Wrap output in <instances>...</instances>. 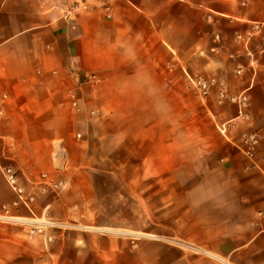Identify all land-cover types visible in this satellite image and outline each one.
<instances>
[{"label": "crops", "instance_id": "obj_1", "mask_svg": "<svg viewBox=\"0 0 264 264\" xmlns=\"http://www.w3.org/2000/svg\"><path fill=\"white\" fill-rule=\"evenodd\" d=\"M80 2L89 10L68 16ZM100 4L0 0V168L34 197L32 210L12 206L0 176V206L55 223L30 235L0 222V264H264V0ZM253 23L248 43L235 40ZM195 75L246 93L250 123L221 133L237 106L219 105L216 88L190 97ZM245 130L259 136L252 159L238 147ZM109 144L135 154V184L181 188L136 192L134 224L96 222L90 170ZM41 174L63 188L43 192Z\"/></svg>", "mask_w": 264, "mask_h": 264}, {"label": "built area", "instance_id": "obj_2", "mask_svg": "<svg viewBox=\"0 0 264 264\" xmlns=\"http://www.w3.org/2000/svg\"><path fill=\"white\" fill-rule=\"evenodd\" d=\"M247 0H243L245 3ZM101 3V7H103L106 11H109L110 0H99ZM89 10L88 5L85 2L76 3L68 12V16L71 13H77L78 11H87ZM260 30V24L253 23L250 28L244 32H236L234 34V38L237 41L242 43H248L250 39ZM241 69L237 71L240 74ZM87 80L91 83H98L100 81L99 77L96 74H90L87 76ZM188 82L190 86H192L195 90H197L199 96L201 98H206L211 93L213 88L217 89V103L221 105L225 100L230 103H233L237 106L236 115L230 119L226 124L220 127L221 133H225L228 129L235 128L237 124H246L250 123L251 115L249 112V99L246 93L240 94H232L228 91L227 87L224 83L218 82L214 78H204L198 75L188 77ZM75 106V103H73ZM1 114V107H0ZM80 137V134L77 135ZM259 145V136L256 132L252 131H243L240 135L238 147L244 153V155L250 159H252L255 155L256 149ZM66 155L65 150L63 148L55 149L52 152V156L54 158H64ZM0 176L4 178L9 188L13 192L15 199L12 202V206L20 207L23 206L28 210L31 209V205L34 202V197L29 194L21 185L20 179L17 171L10 167L6 166L0 168ZM40 183L42 184L41 190L45 192L47 188H51L54 191H58L62 184L60 182L55 181L47 174H41ZM259 216H264V211L258 212ZM0 222L2 223H13L22 226H26L28 228V233L30 235L33 234H45V229L47 226L55 225L54 222L51 221H42L36 222L33 219L28 220L25 218H17L10 215L9 207L7 205L0 206ZM48 240L49 237H46Z\"/></svg>", "mask_w": 264, "mask_h": 264}, {"label": "rangeland", "instance_id": "obj_3", "mask_svg": "<svg viewBox=\"0 0 264 264\" xmlns=\"http://www.w3.org/2000/svg\"><path fill=\"white\" fill-rule=\"evenodd\" d=\"M185 91L198 102L197 90L186 88ZM114 144L102 146L95 152V167L90 170L93 176V194L89 207L98 211L96 222L134 224L136 221L134 216L136 192L142 191L140 194L145 196L154 191L163 200L166 198L167 192H176V189L181 188V186L152 184L151 180H144L142 184H135L134 180L140 173V169L136 167L135 154L126 153L124 149L119 148V145L114 147ZM112 148L113 151L110 150ZM125 180L126 185L124 184ZM162 200L160 205L166 204V201ZM142 220L149 222L150 217H142Z\"/></svg>", "mask_w": 264, "mask_h": 264}, {"label": "clouds", "instance_id": "obj_4", "mask_svg": "<svg viewBox=\"0 0 264 264\" xmlns=\"http://www.w3.org/2000/svg\"><path fill=\"white\" fill-rule=\"evenodd\" d=\"M213 192H214V198H222L223 197V191L222 190L218 191V190L214 189ZM196 195H198V193Z\"/></svg>", "mask_w": 264, "mask_h": 264}]
</instances>
